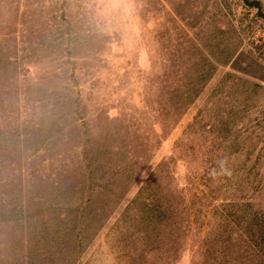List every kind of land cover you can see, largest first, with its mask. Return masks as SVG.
Returning <instances> with one entry per match:
<instances>
[{"label": "rangeland", "instance_id": "1", "mask_svg": "<svg viewBox=\"0 0 264 264\" xmlns=\"http://www.w3.org/2000/svg\"><path fill=\"white\" fill-rule=\"evenodd\" d=\"M258 1L0 0V264H264Z\"/></svg>", "mask_w": 264, "mask_h": 264}, {"label": "trees", "instance_id": "2", "mask_svg": "<svg viewBox=\"0 0 264 264\" xmlns=\"http://www.w3.org/2000/svg\"><path fill=\"white\" fill-rule=\"evenodd\" d=\"M245 1L248 5L259 8V13L263 15V13L261 12V3L258 0H245ZM174 215L170 214L171 219H168V221L166 222L169 227L168 253L170 256H174L178 254V252L184 248L186 238L188 237V236L186 237V232L189 233V231L191 230L188 225H184L183 223L176 224L175 222L176 220H173Z\"/></svg>", "mask_w": 264, "mask_h": 264}, {"label": "clouds", "instance_id": "3", "mask_svg": "<svg viewBox=\"0 0 264 264\" xmlns=\"http://www.w3.org/2000/svg\"><path fill=\"white\" fill-rule=\"evenodd\" d=\"M220 169H221V172L224 173V174H227V169L225 167V161H220Z\"/></svg>", "mask_w": 264, "mask_h": 264}]
</instances>
